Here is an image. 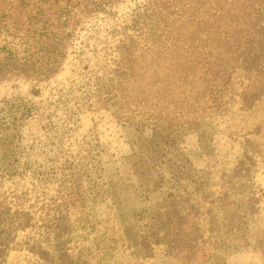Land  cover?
Here are the masks:
<instances>
[{
  "label": "rangeland",
  "instance_id": "obj_1",
  "mask_svg": "<svg viewBox=\"0 0 264 264\" xmlns=\"http://www.w3.org/2000/svg\"><path fill=\"white\" fill-rule=\"evenodd\" d=\"M146 1L0 0V105L32 111L10 173L0 166V206L31 221L0 264H264V76L238 70L218 110L205 95L172 98L176 114H191L161 143L93 97L126 36L136 56L154 55L133 29ZM126 99L124 117L152 100ZM58 230L65 261L54 255Z\"/></svg>",
  "mask_w": 264,
  "mask_h": 264
},
{
  "label": "trees",
  "instance_id": "obj_2",
  "mask_svg": "<svg viewBox=\"0 0 264 264\" xmlns=\"http://www.w3.org/2000/svg\"><path fill=\"white\" fill-rule=\"evenodd\" d=\"M243 1L147 0L141 14L133 21V29L145 31L143 40L149 44L147 50L154 55L149 59L136 56L137 46L132 36H126L116 48L118 59L114 67L108 70L105 77L95 78L93 97L104 105L111 103L116 106L117 118L136 131L150 128L153 136L151 142L160 143L164 140V133L166 138L168 133H175L184 127L186 122L180 123L178 119L187 120L191 114L188 110L186 115H182V109L176 114L174 111L177 107L172 103V98H190L193 94H201L202 98L205 95L212 105L209 108L216 107L218 110L221 90L238 70L248 75L255 73L264 76V0L253 1L247 8ZM185 14V18L179 19ZM172 15H176V19H172ZM15 61L12 64L17 70ZM155 66L159 67L157 69L162 72V77L157 75ZM0 73H4L2 67ZM187 89L189 96L185 92ZM126 98L169 100H157L155 103L151 100L148 104L140 99L134 104L137 109L131 112L137 113L124 117L128 105L133 103ZM144 101L142 110L140 105ZM146 110L151 112L146 114ZM197 111L195 107L193 113ZM31 113V108L22 100H6L0 105L1 167L12 157L13 139L19 125ZM157 137L161 139L156 141ZM12 166L8 161L4 171L10 173ZM30 221L28 213L0 206V262L18 231L25 230ZM177 232L179 236L186 234L182 227ZM61 235V230L55 234L58 242L54 255L60 261H65L69 257L63 249L64 242L59 241ZM178 240L193 249L191 243L194 240L187 238V235Z\"/></svg>",
  "mask_w": 264,
  "mask_h": 264
}]
</instances>
